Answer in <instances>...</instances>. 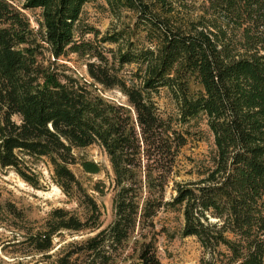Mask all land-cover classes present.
Returning <instances> with one entry per match:
<instances>
[{
	"label": "trees",
	"instance_id": "trees-1",
	"mask_svg": "<svg viewBox=\"0 0 264 264\" xmlns=\"http://www.w3.org/2000/svg\"><path fill=\"white\" fill-rule=\"evenodd\" d=\"M88 1L25 0L41 10L35 28L13 0H0V166L38 187L30 159L47 158L56 183L84 208L83 215L53 208L27 239L47 252L63 230H89L68 242L57 264H162L155 235L135 232L170 207L182 210V233L210 253L202 264H264V0H207L197 16L179 14L176 0H107L116 15L133 16L103 35L81 23ZM89 32L94 38H84ZM72 52L86 57L91 79L59 61ZM125 65H134L128 75ZM101 86L120 89L127 102ZM161 90L174 112L161 111ZM200 118L214 146L197 163L198 176L175 181L166 199L188 125ZM92 143L105 148L114 174L106 225L71 167L75 148ZM10 210L25 218L14 204Z\"/></svg>",
	"mask_w": 264,
	"mask_h": 264
},
{
	"label": "rangeland",
	"instance_id": "rangeland-1",
	"mask_svg": "<svg viewBox=\"0 0 264 264\" xmlns=\"http://www.w3.org/2000/svg\"><path fill=\"white\" fill-rule=\"evenodd\" d=\"M16 5L30 17L32 24L38 28V18L41 17L40 8L24 6L25 0H13ZM179 14L197 16L202 13L208 3L207 0H176ZM132 11H124L116 15L107 0H90L84 5L81 23L89 24L100 30V35L116 27L132 21ZM84 38H94L93 33H86ZM108 47H116L115 43H105ZM47 56H51L47 51ZM52 57V56H51ZM53 59V57H52ZM69 67L68 71L91 79L87 72L86 57L77 53H69L59 59ZM134 65H125L122 72L126 75ZM102 93L109 99L127 102L126 95L118 88H104ZM158 104L164 114L174 112V103L166 90L157 95ZM18 118V116H16ZM191 135L186 145L181 149L173 173L166 189V199H171L176 190L175 181L195 179L197 163H199L213 148V135L205 118L193 120L188 125ZM75 153L79 162L71 165L72 169L101 205L104 225L114 218V193L112 179L113 169L108 153L99 143H92L85 147H76ZM96 161L101 170L89 172L85 170L81 160ZM33 170L40 179V185L34 186L26 181L14 168L0 166V264H57V257L69 241L92 234L89 230H63L54 238V246L47 252L34 248L27 239L28 231H36L44 226L50 211L58 206L67 207L83 215L84 208L79 201L67 195L56 183L53 170L47 158H31ZM96 185L104 188V192L97 190ZM14 204L23 211L25 218L21 219L10 210ZM184 217L182 210L163 207L154 217V225L149 228L138 227L136 234L147 233L155 235L158 255L162 264H202L203 258L210 253L205 251L196 235H184L182 227ZM140 236V235H138Z\"/></svg>",
	"mask_w": 264,
	"mask_h": 264
}]
</instances>
